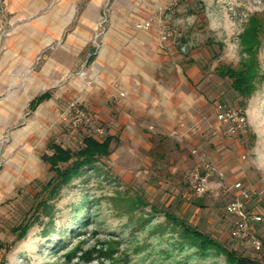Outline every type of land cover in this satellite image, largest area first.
<instances>
[{
	"label": "rangeland",
	"instance_id": "rangeland-1",
	"mask_svg": "<svg viewBox=\"0 0 264 264\" xmlns=\"http://www.w3.org/2000/svg\"><path fill=\"white\" fill-rule=\"evenodd\" d=\"M112 2L119 22L138 29L158 27L160 41L168 29L171 36L162 43L187 57L196 54L212 74L218 75L219 67L239 73L242 63L253 64L254 76L241 84L237 76L216 78L221 101L241 109L246 129L237 134L224 129L222 145L212 147L214 156L206 159L222 164L224 178L211 179L212 189L204 197L191 189L195 165L181 176L184 181L167 188L162 175L146 178L143 170L123 168L116 157H106L62 189L51 217L17 239L12 229L31 215L35 194L53 174L40 161L51 153L49 148L35 154L37 168L26 166L30 159L17 158V153L29 143H14L12 137L23 122L8 127L0 136V264H232L224 249L264 264V249L256 253L234 240L235 218L225 211L229 187L239 180L252 194L250 210L264 213V0H107L91 43L97 50L111 23ZM146 23L150 28L142 26ZM69 120H64L66 132L73 137L81 130L72 132ZM81 140L71 139V149L80 148ZM167 209L216 240L221 250L200 253L183 244L166 220ZM254 231L264 241V222Z\"/></svg>",
	"mask_w": 264,
	"mask_h": 264
},
{
	"label": "crops",
	"instance_id": "crops-1",
	"mask_svg": "<svg viewBox=\"0 0 264 264\" xmlns=\"http://www.w3.org/2000/svg\"><path fill=\"white\" fill-rule=\"evenodd\" d=\"M106 1L0 0V136L23 122L13 141L29 144L17 158H29L26 166L35 168L39 163L32 159L50 141L71 148L79 136L81 143L89 135L113 137L109 157L121 167L143 170L144 177L162 175L167 188L174 187L199 162L192 150L211 158L212 147L224 141L223 130L229 132L217 118L227 105L220 76L196 54L187 57L163 44L158 27L119 22L115 2L102 46L88 63L86 48ZM81 71L88 77H79ZM45 93L49 97L30 111L31 101ZM74 99L89 121L72 137L64 112ZM50 154L40 161L47 163ZM213 163L224 176L222 164Z\"/></svg>",
	"mask_w": 264,
	"mask_h": 264
},
{
	"label": "trees",
	"instance_id": "trees-1",
	"mask_svg": "<svg viewBox=\"0 0 264 264\" xmlns=\"http://www.w3.org/2000/svg\"><path fill=\"white\" fill-rule=\"evenodd\" d=\"M97 51L92 44L86 48V53L89 54L88 63L94 61ZM220 68L217 69L220 77L231 78L237 76L235 80L239 84L245 82L248 77L251 79L255 70L251 63H242V70L239 73L230 67ZM233 87L242 94V90L239 87H236V85H233ZM48 97L49 93H45L32 100L29 106L30 111H34ZM112 141L113 137L99 140L89 135L84 137L82 145L77 150L63 147L55 141L48 143L51 154L48 155L46 161L49 164V171L53 175L47 183L43 184L42 189L35 194L37 202L31 208V215L12 229L13 232L18 234L17 239H23L32 226L52 216L54 211L53 201L61 193L62 189L84 172L94 169L102 158L109 157L112 153ZM153 210L156 209L153 208ZM164 215L168 224L173 227L172 232H177L183 244L196 248L200 253H206L211 249H220V244L216 240L190 225L186 220L176 216L173 212L167 209ZM223 251L227 252V257L232 264H260L252 261L248 262L247 259L237 256L233 251H226L225 249Z\"/></svg>",
	"mask_w": 264,
	"mask_h": 264
},
{
	"label": "built area",
	"instance_id": "built-area-1",
	"mask_svg": "<svg viewBox=\"0 0 264 264\" xmlns=\"http://www.w3.org/2000/svg\"><path fill=\"white\" fill-rule=\"evenodd\" d=\"M173 5V2L169 3V5L164 6V10L170 9ZM142 26L144 28H150L151 25L146 23ZM170 36L171 32L165 29L161 35V42H166ZM95 42L100 47L97 40ZM85 75L86 73L84 71L79 73L81 78L85 77ZM64 114L66 117H70L69 128L72 132L79 131L89 121L86 109L77 99L70 101ZM217 118L222 124L228 125V130L231 134L245 131L247 126L246 117L238 107L220 106ZM192 154L199 157V162L189 175L191 189L195 196L204 197L212 189L210 187L211 179L216 177L221 180L224 176L218 171L217 166L202 157L198 150H192ZM233 190H236L237 193L232 194L225 205L226 213L235 218L232 237L242 245L249 244L256 253H260L264 249V241L255 233L254 226L264 222V213L250 210L248 204L252 200V194L243 182H232L228 192L232 193Z\"/></svg>",
	"mask_w": 264,
	"mask_h": 264
}]
</instances>
